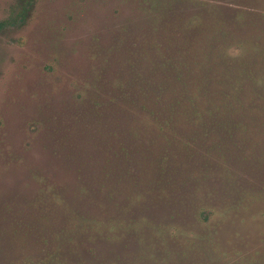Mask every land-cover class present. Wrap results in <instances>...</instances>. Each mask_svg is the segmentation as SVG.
Wrapping results in <instances>:
<instances>
[{
    "label": "rangeland",
    "instance_id": "1",
    "mask_svg": "<svg viewBox=\"0 0 264 264\" xmlns=\"http://www.w3.org/2000/svg\"><path fill=\"white\" fill-rule=\"evenodd\" d=\"M214 21L264 0H0V264H264V134L192 153L129 84Z\"/></svg>",
    "mask_w": 264,
    "mask_h": 264
},
{
    "label": "trees",
    "instance_id": "2",
    "mask_svg": "<svg viewBox=\"0 0 264 264\" xmlns=\"http://www.w3.org/2000/svg\"><path fill=\"white\" fill-rule=\"evenodd\" d=\"M25 11L23 7L20 17ZM192 18L199 21L192 15L185 23ZM211 25V36L196 41L195 47L203 43L205 51L165 52L154 62L147 59L129 82L138 97L152 102L149 114L155 127L180 135L182 148L192 153L212 128L264 134L263 38L233 35L235 29L216 21Z\"/></svg>",
    "mask_w": 264,
    "mask_h": 264
}]
</instances>
